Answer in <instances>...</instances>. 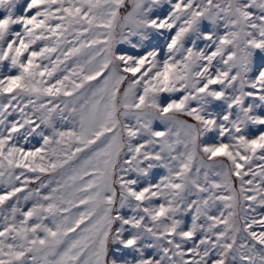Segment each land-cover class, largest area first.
<instances>
[{
	"label": "snow or ice",
	"instance_id": "1",
	"mask_svg": "<svg viewBox=\"0 0 264 264\" xmlns=\"http://www.w3.org/2000/svg\"><path fill=\"white\" fill-rule=\"evenodd\" d=\"M254 159L264 0H0V264H264Z\"/></svg>",
	"mask_w": 264,
	"mask_h": 264
},
{
	"label": "rangeland",
	"instance_id": "2",
	"mask_svg": "<svg viewBox=\"0 0 264 264\" xmlns=\"http://www.w3.org/2000/svg\"><path fill=\"white\" fill-rule=\"evenodd\" d=\"M167 9H168V5L165 4V5H163V8H162L160 11H163V12L166 13ZM130 39H131L132 43H136V42L138 41L139 38L133 36V37H131ZM160 43H161V44L164 43L163 38L160 39ZM200 46L203 47L202 44H201ZM117 48H118V49H121V50H126V51H128L129 53H132V54H135V53H136V49H133V48L131 47V44H129V43H121V44H118V45H117ZM92 83H95V81H93ZM13 118L19 120L21 117H20L19 113H16L14 117H10V119H13ZM34 119H35V118H34ZM37 123H39V121H37ZM41 128H44V126L41 125ZM39 130H40V129H38L37 131H39ZM46 131H47V130H46ZM215 136H216L215 133H208V134L205 136L204 139L209 140V141L211 142V141L215 138ZM21 143H23V141H21ZM42 143H43L42 139H41L39 136L34 135L33 137H29V139H28V143L24 144V147H25L26 149H34L35 147H39ZM259 154H260V153H259V151H258V152H257V156H259ZM260 165H264V161H261V160H259V159H254L253 162H252V164H251V167H252L253 171H255V172L258 173L259 170H260V168H259ZM245 167L247 168L248 165H246ZM18 171H19V170H18ZM156 172L158 173V175L154 178V182H155V181H158V179H159V175L164 174L162 169H158V170H156ZM26 175H28L29 177H31V176H33L34 174H32V173H26ZM133 175H135V174H133ZM249 178H250V176L245 177V180H247V179H249ZM42 179H47V176H46V175H45V176H42ZM21 180L23 181V180H24V177H21ZM233 180H234V182H235L237 188H239V180H238L236 177H233ZM257 182H259V177L257 178ZM38 185H39V181H37V182H35V183H29V184L27 185V188L25 189V192H26L28 189H35V188H37ZM18 186H19V182H18ZM53 186H55V185H53ZM4 190H5V185L0 184V193H3ZM41 192H42V194H47L48 189H41ZM24 194H25L24 192H21V193H18L17 195L22 197ZM14 202H15V197H13V198H12L11 200H9V201H6L5 204L2 205V206H0V207H3L5 210H7L8 207H9L12 203H14ZM31 204H32V201H29V202H27V203H23V202H22L21 206H22L25 210H27V208L30 207ZM214 211H215V210H214ZM250 214H251V215H255V216H257V218H259L261 214H264V207L256 206V211H255V212H252V213H250ZM189 221H190V218H189ZM257 230L259 231L260 229H257Z\"/></svg>",
	"mask_w": 264,
	"mask_h": 264
}]
</instances>
